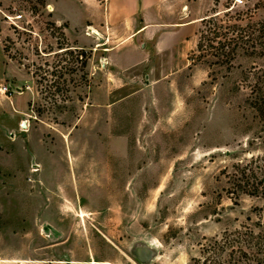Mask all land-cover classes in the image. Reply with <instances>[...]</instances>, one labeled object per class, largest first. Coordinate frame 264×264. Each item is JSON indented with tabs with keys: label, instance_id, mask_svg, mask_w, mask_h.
Returning <instances> with one entry per match:
<instances>
[{
	"label": "rangeland",
	"instance_id": "374dc122",
	"mask_svg": "<svg viewBox=\"0 0 264 264\" xmlns=\"http://www.w3.org/2000/svg\"><path fill=\"white\" fill-rule=\"evenodd\" d=\"M106 1L0 0V264H211L264 209L226 177L264 154V57L198 50L257 0H163L199 21L122 75L84 41Z\"/></svg>",
	"mask_w": 264,
	"mask_h": 264
},
{
	"label": "trees",
	"instance_id": "16d2710c",
	"mask_svg": "<svg viewBox=\"0 0 264 264\" xmlns=\"http://www.w3.org/2000/svg\"><path fill=\"white\" fill-rule=\"evenodd\" d=\"M219 2L220 0H215L216 5ZM258 13L259 20L254 19ZM217 16L201 21L206 25V30L201 32L198 50H201L205 42H210L211 49H215L219 61L229 65L240 50L247 57H264V0H257L253 11L250 8L245 13L241 12V25L236 23L240 21L239 16L233 17L234 24H229L227 31L224 25L218 24ZM222 27L223 32L220 31ZM252 106L264 119V100L252 102ZM226 177L229 184L228 193L233 199L249 196L264 200V154L253 156L246 163L233 164L231 170H227ZM260 211L257 222L243 226L241 231L229 233V237L223 239V242L215 241L211 252L215 256L211 264H264V209ZM226 250L224 259H218L219 253Z\"/></svg>",
	"mask_w": 264,
	"mask_h": 264
},
{
	"label": "crops",
	"instance_id": "0c3cea01",
	"mask_svg": "<svg viewBox=\"0 0 264 264\" xmlns=\"http://www.w3.org/2000/svg\"><path fill=\"white\" fill-rule=\"evenodd\" d=\"M173 3L177 6L176 0ZM105 6V15L99 21L90 22V28L102 41L98 37L96 42L89 38L84 41L90 42L92 51L105 53V65L115 74L145 67L155 53L170 47V38L175 35L170 29L180 25L177 13L170 16L164 12L163 0H107ZM198 21L193 19L180 28ZM113 39L116 41L112 42ZM146 78L145 86L150 87L152 82L148 79L151 74Z\"/></svg>",
	"mask_w": 264,
	"mask_h": 264
},
{
	"label": "water",
	"instance_id": "95a60500",
	"mask_svg": "<svg viewBox=\"0 0 264 264\" xmlns=\"http://www.w3.org/2000/svg\"><path fill=\"white\" fill-rule=\"evenodd\" d=\"M95 35L98 37L99 40L102 41V38L98 34L95 33Z\"/></svg>",
	"mask_w": 264,
	"mask_h": 264
},
{
	"label": "built area",
	"instance_id": "2783aa9c",
	"mask_svg": "<svg viewBox=\"0 0 264 264\" xmlns=\"http://www.w3.org/2000/svg\"><path fill=\"white\" fill-rule=\"evenodd\" d=\"M5 92L7 91V88H5V90H4Z\"/></svg>",
	"mask_w": 264,
	"mask_h": 264
},
{
	"label": "bare ground",
	"instance_id": "6f19581e",
	"mask_svg": "<svg viewBox=\"0 0 264 264\" xmlns=\"http://www.w3.org/2000/svg\"><path fill=\"white\" fill-rule=\"evenodd\" d=\"M95 33V32H94Z\"/></svg>",
	"mask_w": 264,
	"mask_h": 264
}]
</instances>
